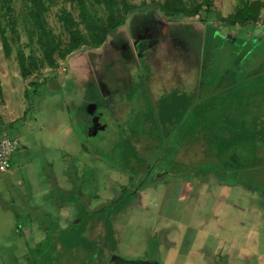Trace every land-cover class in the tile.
Here are the masks:
<instances>
[{
    "label": "rangeland",
    "instance_id": "1",
    "mask_svg": "<svg viewBox=\"0 0 264 264\" xmlns=\"http://www.w3.org/2000/svg\"><path fill=\"white\" fill-rule=\"evenodd\" d=\"M126 2L147 7L126 16L101 47L80 48L64 60L55 54L56 68L43 63L27 80L18 51L28 58L40 53L29 46L22 21L17 34L7 29L8 58L0 39L7 102L14 92L22 108L29 90L26 124L9 130L20 140L19 151L29 150L19 156L28 168L20 169L16 151L14 174L0 171V264H51L50 258L59 264L52 244H41L53 239L47 240V229L54 233L61 208H72L76 220L87 213L94 218L101 209L110 216L120 200L126 206L110 220L116 242L110 264H264L263 152L247 144L215 165L204 157L215 151L198 131L199 121L194 125L189 112L181 117L182 103L168 119L159 113L175 95H194V104L210 105L205 123L214 128L220 115L237 107L236 92L248 91L247 81L264 75V10L256 25L240 28L198 17L157 22L146 13L152 0ZM213 3L226 17L239 0ZM15 8L21 12L19 0ZM62 8L79 20L77 8L55 0L46 21L64 48L69 35L58 20ZM99 15L106 12L100 8ZM97 120L105 124L90 129ZM153 134L155 140L148 137ZM172 137L175 146L163 149ZM156 154L149 168L140 164ZM24 228L33 232L30 238Z\"/></svg>",
    "mask_w": 264,
    "mask_h": 264
},
{
    "label": "trees",
    "instance_id": "2",
    "mask_svg": "<svg viewBox=\"0 0 264 264\" xmlns=\"http://www.w3.org/2000/svg\"><path fill=\"white\" fill-rule=\"evenodd\" d=\"M64 1L77 8L79 20H75L73 15L65 8L61 9L58 20L64 31L69 35L68 45L62 48L61 42L48 28L46 21V14L50 7L55 4V0H19L22 7L20 13H17L15 8L16 0H0V39L5 57H10L12 51L6 35L7 29L9 28L13 34H17L18 19L23 23L29 46L36 45L37 51L40 53V58H28L22 50L18 51V66L24 80H27L43 63L49 68H56L55 54L64 60L80 48L96 49L101 47L111 34L126 24V16L147 7L146 3H142L140 8L128 4L126 0ZM100 8L106 12L105 18L100 17ZM263 10L264 0H239L236 10L228 16L222 17L213 0H189V2L185 0H164L163 2L152 0L150 9L146 13L154 16L157 22L162 18L174 20L198 17L201 22L215 19L226 27L238 26L244 28L247 25H256L260 21ZM155 11L159 12L160 17L156 15ZM255 65L252 64L247 70H251ZM246 84L251 88L248 91L242 89L245 93L242 91V93L236 92L237 107H232L229 111L227 110L228 112H225L222 116L220 115L217 125H212L214 128L205 123L210 105L207 107L201 104L202 102L194 104V95H175L159 109L160 117L164 120L170 118L175 107L182 103L186 109L183 110L181 117L189 112L194 125H197V121H199L198 125L201 128L198 131L204 132L203 140L206 138L210 142L207 147L215 151V153L210 151L204 157L205 159L209 157L210 159H208L215 165H220L223 161L230 159L229 151L237 147L247 146V144H251L255 151L258 153L263 152L261 155H264V75L254 76ZM38 86L40 84L30 83L32 89H36ZM256 86L258 89H252ZM28 92L29 90L25 91L26 99ZM0 100H2L1 82ZM255 100H258L257 103ZM262 110L263 113H261ZM236 116L239 120L233 118H237ZM245 117H249V120ZM182 128L185 127L182 126ZM155 135H149L148 137L155 140ZM142 141L145 146L147 144L146 139H142ZM174 143L176 144V142ZM174 143L168 140L163 149L167 147L171 149ZM156 148H159V145ZM153 152H156V149H153ZM169 156L172 159L173 155L170 154ZM156 159L157 154L156 156H150L148 160L140 158L139 161L141 165L149 168L151 162ZM116 205L115 212L110 216L102 209L95 212L96 217L94 218L89 217L92 214L85 213L88 218L78 217L79 219L71 224L68 229L55 231L54 246L52 245L53 250L51 252L59 256L58 258L61 259L59 264H110L116 244L112 238L110 220L113 215L121 213L126 206L122 200ZM76 255H78V259ZM46 259L48 260L47 257L43 258L42 262ZM50 262L55 264L51 258Z\"/></svg>",
    "mask_w": 264,
    "mask_h": 264
},
{
    "label": "crops",
    "instance_id": "3",
    "mask_svg": "<svg viewBox=\"0 0 264 264\" xmlns=\"http://www.w3.org/2000/svg\"><path fill=\"white\" fill-rule=\"evenodd\" d=\"M3 77H5V76L0 72V82H1V87H2V99L5 100V103L3 105H0V137H1V135L4 132H7V134H9V130L15 128V126L17 124H19L20 122H22V124L23 123L26 124L25 120H26V117H27V115H26L27 108H26V103H25V100H26L25 91H24L23 96H22V101H23L22 108L19 106V104L16 103L14 92H11L9 94L10 98H8V102H7V100L5 98V93L6 92H5V84H4V78ZM9 99H10V102H9ZM18 136H19L20 139L24 138L23 135H21V136L18 135ZM14 139H16V138H14ZM169 140L174 142V138L173 137L170 138ZM19 143H20V140H19ZM174 146H175V144H174ZM174 146L172 145V147H174ZM19 149H20V145H19ZM19 149L17 150L18 154L16 153L17 154V159H18V163L17 164L21 165L20 169L28 168V165L24 164V161H22L19 156H23L25 154V152H28L29 150L25 149L23 151L22 150L19 151ZM177 150H179V148ZM170 154L173 155L171 151H170ZM7 172L9 173V175L14 174V169L11 168V165H9V168H8ZM20 183H21V180L19 181V184ZM227 185L228 184H225V183L220 184V186H222V188H224V189H226ZM61 210L62 211L60 213H58V215H57L58 216L57 219H55L56 224L54 223L53 227L51 228L52 231H54V233L50 234L49 233L50 229H47L48 230V233L46 234L47 240H48V238L55 236V231L56 230H58V231L59 230H66V229L69 228L71 223L73 224L76 221V219L71 217L72 214H73L72 208L71 209L69 208V209H67V211H64L63 207H62ZM20 231H22V235L25 236V237H29L30 238L33 235V232L31 230H29V229H26V228H24L23 230L20 229ZM18 234H20V233H18ZM50 241H49V243L45 242V243L41 244V246H45L46 248L51 247V244L52 245L54 244V240L52 239ZM36 252H41L42 253L43 250H40L39 248H36Z\"/></svg>",
    "mask_w": 264,
    "mask_h": 264
},
{
    "label": "built area",
    "instance_id": "4",
    "mask_svg": "<svg viewBox=\"0 0 264 264\" xmlns=\"http://www.w3.org/2000/svg\"><path fill=\"white\" fill-rule=\"evenodd\" d=\"M18 140L11 138L6 132L0 137V171H7L11 156L19 149Z\"/></svg>",
    "mask_w": 264,
    "mask_h": 264
},
{
    "label": "flooded vegetation",
    "instance_id": "5",
    "mask_svg": "<svg viewBox=\"0 0 264 264\" xmlns=\"http://www.w3.org/2000/svg\"><path fill=\"white\" fill-rule=\"evenodd\" d=\"M98 124H105V123H100V120L98 121H95V122H90L89 123V128L90 129H94V128H97V126H98ZM95 131V130H94ZM90 134H91V132H90Z\"/></svg>",
    "mask_w": 264,
    "mask_h": 264
}]
</instances>
